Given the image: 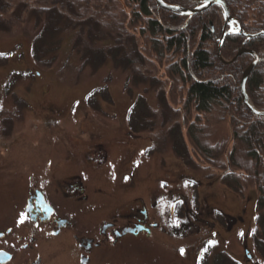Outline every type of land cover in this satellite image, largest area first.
I'll list each match as a JSON object with an SVG mask.
<instances>
[{
  "label": "trees",
  "instance_id": "obj_1",
  "mask_svg": "<svg viewBox=\"0 0 264 264\" xmlns=\"http://www.w3.org/2000/svg\"><path fill=\"white\" fill-rule=\"evenodd\" d=\"M53 1L0 0V12L13 16V22L0 18V31L21 25L26 17L36 20L44 27L34 41L40 58L56 52L60 30L77 32L83 62L97 69L112 61L136 83L152 88L158 108L152 110L139 100L130 117L132 129L161 131V140L170 142L177 155L214 166L232 192L255 189V242L264 255V117L246 107L241 91L253 57L231 63L243 48L264 58V36H228L223 62L217 53L225 26L219 7L190 18L162 10L155 0H61L59 6L49 7ZM163 1L195 9L205 0ZM224 1L247 34L264 33V0ZM4 60L0 56V64ZM247 93L254 107L264 112V63L249 77ZM215 117L229 123L231 138L226 144H211ZM229 164L231 171L223 173ZM222 261L232 264L228 257Z\"/></svg>",
  "mask_w": 264,
  "mask_h": 264
},
{
  "label": "rangeland",
  "instance_id": "obj_2",
  "mask_svg": "<svg viewBox=\"0 0 264 264\" xmlns=\"http://www.w3.org/2000/svg\"><path fill=\"white\" fill-rule=\"evenodd\" d=\"M45 2L42 1V3ZM61 2V0H54L49 7H57ZM20 10L21 8H17L16 16L20 15ZM11 15L6 17L0 12V18H10ZM12 18L9 19L11 22H13ZM25 20L19 26L10 27L9 31H0V56L6 59L4 64H0V122L7 118V123H0V190L2 193L25 192L28 176L32 173L38 178L46 177L51 171L56 177L71 176L78 171L91 176L93 172H91L90 163H86L85 156L81 154L82 151L74 153L70 150H80L73 143L76 142L79 132L84 129L87 135L93 133L94 137H100L96 143L103 144L110 158L120 159L119 146L123 138L128 135L127 133H130V125L125 120V116L133 104L138 98L144 96L146 98L143 99L153 109L158 108L155 93L152 91L144 95L140 93L146 90L145 85L136 83L132 78L133 75L131 76V73L122 67L108 61L94 69L83 62L80 54L83 48L81 50L77 48V32L60 30L58 32L60 44L56 52L43 58L35 56L34 41L44 27L36 24L33 18L26 17ZM47 50L48 48L45 49ZM94 91L97 92L91 99L89 107L85 109L80 102L87 95L94 94ZM41 104H52L65 110L68 120L58 123L59 125L40 124L35 121L38 120L35 112L40 110ZM72 109H75L76 117L69 116ZM88 120L91 121L90 124ZM214 120L220 121L216 117ZM216 121L213 124L214 129L210 140L212 145L226 143L230 135L229 123L220 121L216 126ZM202 125L205 126V124ZM143 138L147 141L145 146L153 145L156 152L142 153L146 161L142 168L138 169L142 180L144 182L149 180L153 185L161 180L176 183L177 172H174V164L178 161L172 144L161 140V132L152 131L143 135ZM138 146L139 150L145 149L140 144ZM196 161L200 160L196 159ZM199 170L191 167L188 172L190 176L193 175L199 180L205 179L206 173ZM17 173H19L18 178L15 177ZM8 178L12 179V185L15 188L20 183V191L7 186L2 181ZM128 183L129 178L125 177L124 185ZM213 190L216 193V205L224 208L225 213L229 215L238 212L240 203L244 205L246 200L252 201L255 198V193L250 192V189L246 190L245 198L230 191L217 181V176ZM124 200L127 201V197ZM254 203L249 207L250 211L246 216L245 231H253L255 228ZM253 216L252 221L250 217L253 218ZM219 222L223 224V221L219 220ZM220 227L219 225L217 228L218 235H216V244L213 246L216 250L209 251L204 264H229L222 261L227 258L222 252L231 254L241 264H251L245 257V248L241 242L237 239L229 241V235ZM247 239L250 255L253 256L255 264H264V255L255 244L253 245L252 236ZM123 248L130 249L131 254L109 258L105 264H195L194 259L197 258L196 254H193L194 248L190 246L191 255L188 257L189 254H187L185 263L182 262L177 251L186 252L187 245L183 243L169 242L168 245L163 246L156 241L138 240L128 242ZM229 261L237 264L231 259Z\"/></svg>",
  "mask_w": 264,
  "mask_h": 264
},
{
  "label": "flooded vegetation",
  "instance_id": "obj_3",
  "mask_svg": "<svg viewBox=\"0 0 264 264\" xmlns=\"http://www.w3.org/2000/svg\"><path fill=\"white\" fill-rule=\"evenodd\" d=\"M39 109L35 121L47 126L68 120L67 112L52 104H41ZM70 112L69 116H77L75 109ZM6 119L0 123H7ZM81 132L87 133L84 129ZM128 139L126 146H119L121 159L115 164L103 144L96 143L100 137L90 133L85 154L96 165L91 168L95 176L78 171L56 177L51 171L44 178L31 174L25 192L0 190V264H105L109 258L131 254L130 249L123 247L138 240L160 244L168 240H194L197 261L206 247L216 244L219 225L231 237H242L247 250L250 231L244 230V224L250 201L240 203L234 215L225 213L224 208L216 205V180L194 179L200 181L199 187L188 189L185 181L190 176L180 161L174 164L176 183L144 182L138 170L144 161L133 146V140L144 139ZM82 141L77 138L75 144L80 148ZM125 177L129 178L127 185ZM2 181L19 190L20 183L15 188L12 179ZM171 205L176 206L175 211ZM217 213L226 219L220 220L223 224ZM161 219L164 227L158 224ZM137 230L142 232L129 233Z\"/></svg>",
  "mask_w": 264,
  "mask_h": 264
},
{
  "label": "water",
  "instance_id": "obj_4",
  "mask_svg": "<svg viewBox=\"0 0 264 264\" xmlns=\"http://www.w3.org/2000/svg\"><path fill=\"white\" fill-rule=\"evenodd\" d=\"M158 7L161 8L164 11L167 12H171V13H178L182 16L185 17H194L203 13H206L207 11H209L211 8L215 7V6H220L223 8L224 11V17H225V21H226V27H230L231 29H234V25L237 24V22L232 19L231 15H230V11L227 7V5L225 4L224 1L222 0H206L203 5H201L200 7H197L195 9H184L181 7H173V6H169L166 5L162 0H155ZM234 33L240 34L243 37H246L247 39H255L258 38L260 36H263V34L260 35H256V36H250V35H246L241 27L237 24V28L235 30H233ZM228 35L227 32L224 33L222 39L220 40V44L219 47L217 49V53H218V57L221 61L224 62V59L222 58V48L224 46L225 43V39L226 36ZM244 55H251L254 58V61L252 62V64L246 69V71L244 72L243 75V79H242V83H241V91H242V95H243V100L244 103L246 105V107L256 116L258 117H264V112H258L257 110H255L252 106V103L247 95V91H246V85L248 82L249 77L251 76V74L254 72L255 68L261 64L264 63V59L259 58L257 55H255L254 53H252L251 51L247 50V49H242L238 52V54L236 55V57L233 59V62H235L239 57L244 56Z\"/></svg>",
  "mask_w": 264,
  "mask_h": 264
},
{
  "label": "snow or ice",
  "instance_id": "obj_5",
  "mask_svg": "<svg viewBox=\"0 0 264 264\" xmlns=\"http://www.w3.org/2000/svg\"><path fill=\"white\" fill-rule=\"evenodd\" d=\"M162 187H163V185H162ZM171 207L173 208V210L175 211V205H171ZM174 223H176L177 224V226H179V222L178 221H174ZM183 251L184 250H181V253L183 254Z\"/></svg>",
  "mask_w": 264,
  "mask_h": 264
}]
</instances>
